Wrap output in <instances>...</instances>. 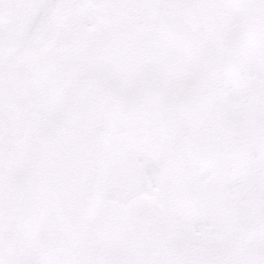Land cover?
<instances>
[{
	"label": "snow or ice",
	"instance_id": "snow-or-ice-1",
	"mask_svg": "<svg viewBox=\"0 0 264 264\" xmlns=\"http://www.w3.org/2000/svg\"><path fill=\"white\" fill-rule=\"evenodd\" d=\"M0 264H264V0H0Z\"/></svg>",
	"mask_w": 264,
	"mask_h": 264
}]
</instances>
